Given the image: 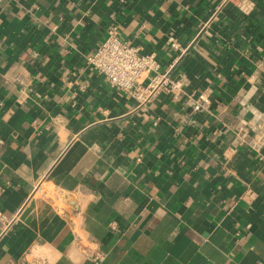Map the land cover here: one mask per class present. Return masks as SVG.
<instances>
[{
    "label": "crops",
    "instance_id": "1",
    "mask_svg": "<svg viewBox=\"0 0 264 264\" xmlns=\"http://www.w3.org/2000/svg\"><path fill=\"white\" fill-rule=\"evenodd\" d=\"M112 31L148 104L87 64ZM261 128L264 0H0V264H264Z\"/></svg>",
    "mask_w": 264,
    "mask_h": 264
},
{
    "label": "built area",
    "instance_id": "2",
    "mask_svg": "<svg viewBox=\"0 0 264 264\" xmlns=\"http://www.w3.org/2000/svg\"><path fill=\"white\" fill-rule=\"evenodd\" d=\"M172 47L177 45L172 42ZM89 67L101 76L107 84L114 87L141 104H148L167 82V73L161 72V66L155 54H144L138 47L121 40L116 32H109L107 38L87 59ZM202 99L194 105L195 111L203 109ZM258 141L264 149V128L258 132ZM39 258L27 261L28 264H49L46 253L39 247L34 251ZM101 260V257H95Z\"/></svg>",
    "mask_w": 264,
    "mask_h": 264
}]
</instances>
